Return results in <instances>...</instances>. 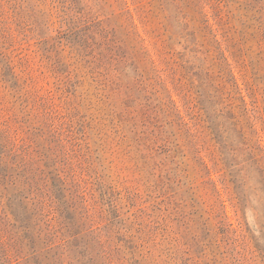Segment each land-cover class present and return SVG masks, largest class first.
<instances>
[{"label":"rangeland","instance_id":"rangeland-1","mask_svg":"<svg viewBox=\"0 0 264 264\" xmlns=\"http://www.w3.org/2000/svg\"><path fill=\"white\" fill-rule=\"evenodd\" d=\"M263 175L264 0H0V264H264Z\"/></svg>","mask_w":264,"mask_h":264},{"label":"trees","instance_id":"trees-1","mask_svg":"<svg viewBox=\"0 0 264 264\" xmlns=\"http://www.w3.org/2000/svg\"><path fill=\"white\" fill-rule=\"evenodd\" d=\"M222 138H224L222 136V134H219L218 136H216L217 142H219V143L222 142V141H220V140H222ZM225 143H226V141H225ZM225 147L227 149V153L230 156V159H229V164L231 165V169L230 170L233 173L232 176H233V178L235 179V182H236V180H237L236 179L237 178V172H240V170H242V167L240 165V162L237 161L236 153H235L236 149L234 147H232V144L226 143ZM263 178H264V175H263Z\"/></svg>","mask_w":264,"mask_h":264}]
</instances>
